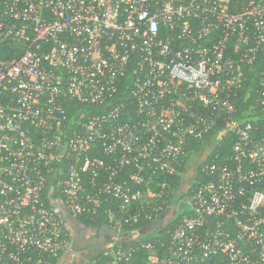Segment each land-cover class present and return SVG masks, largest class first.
<instances>
[{
  "label": "built area",
  "instance_id": "1",
  "mask_svg": "<svg viewBox=\"0 0 264 264\" xmlns=\"http://www.w3.org/2000/svg\"><path fill=\"white\" fill-rule=\"evenodd\" d=\"M262 58L264 0H0V264H56L109 199L118 244L84 264H264ZM129 72L127 103L69 114ZM219 122L231 152L201 166L190 215L166 241L126 232L161 217L157 177Z\"/></svg>",
  "mask_w": 264,
  "mask_h": 264
},
{
  "label": "trees",
  "instance_id": "2",
  "mask_svg": "<svg viewBox=\"0 0 264 264\" xmlns=\"http://www.w3.org/2000/svg\"><path fill=\"white\" fill-rule=\"evenodd\" d=\"M6 49H12L9 47H5ZM5 59L12 58V53L5 54L3 56ZM264 67V58L259 59L256 63L252 64L248 67V71H253L255 74L259 70ZM254 76V75H253ZM133 76L129 72L123 79L120 80L117 88V93L114 98L109 101L107 104L101 105H89V106H81L76 102H73L72 108L68 107V112L71 116L74 117L75 120H78L79 113H84L87 116H92L95 114H99L106 110L108 107L119 104V103H127L130 96V91L132 89ZM251 101L245 100L242 98L238 105V114L240 111L248 110ZM125 112H130V109H125ZM233 145L232 133L228 130L227 125L225 123L219 122L218 125L212 130L210 133H207L203 138L199 140L188 139L185 142V154L180 162V165L175 168V172L172 175H159L156 179L158 183H165L166 189L165 193L168 194L170 201L169 206H171L172 201L178 195L180 187L182 185L183 177L187 171L188 164L192 160L193 157L197 156L204 149H208V146H212V151L209 153L210 155L205 159L203 163L198 166L197 175L193 186L188 189L187 199L190 197L192 192L200 185L202 182V174L200 168L203 164L208 161H211L213 158H217V162H223L228 158L231 152V147ZM131 170H127L130 173ZM154 191H158L159 188L152 186ZM116 203L113 199H109L100 209V213L96 218H79L76 219L75 222L80 224L83 228L91 229L96 231L97 233L102 231L103 229L109 232L108 221L106 218L107 211L111 208H115ZM167 208H165L166 210ZM190 213L187 211L183 215H174L168 223L163 226L158 227L154 230V232L149 233L144 236L142 240L144 241H154V240H163L166 241L168 239L169 233L174 229V227L181 222L185 217H188ZM154 223H143L139 226H135L129 228L126 232H135L143 228H149ZM100 253H97V256H100ZM144 256V252L141 253Z\"/></svg>",
  "mask_w": 264,
  "mask_h": 264
},
{
  "label": "rangeland",
  "instance_id": "3",
  "mask_svg": "<svg viewBox=\"0 0 264 264\" xmlns=\"http://www.w3.org/2000/svg\"><path fill=\"white\" fill-rule=\"evenodd\" d=\"M211 151L212 146H208V149H204L197 156L192 158L183 177L182 185L180 187L178 195H176V197L172 201L171 206H168V208L162 213L161 217L156 222H154V224H152L151 227L148 228V230L154 231L158 227L164 225L175 214L183 215L185 212L189 211V206L187 203L188 189L193 186L195 182L198 166L205 161V159L210 155L209 153ZM108 235L111 234L104 229L97 233L94 230H88L82 227L81 231L78 234L75 233V239L73 240L71 247L73 250L72 253H74V256H80V253L84 252V250L88 249L92 251L93 249V251H95L96 246H99V243L107 238ZM72 253H70L67 259L70 260V258L72 257Z\"/></svg>",
  "mask_w": 264,
  "mask_h": 264
},
{
  "label": "flooded vegetation",
  "instance_id": "4",
  "mask_svg": "<svg viewBox=\"0 0 264 264\" xmlns=\"http://www.w3.org/2000/svg\"><path fill=\"white\" fill-rule=\"evenodd\" d=\"M168 221L166 223H168ZM81 228H82L81 225L76 223V225L73 226V228H72V235L74 234V232L79 233L81 231ZM73 239H74V236H73ZM106 243L118 244V240L116 238H114L113 236H110V238L107 239ZM102 247H103V245L100 244L99 246H96L95 251H93V249H92V251L88 250V249L84 250V252L80 253L81 254L80 256L76 255V256L72 257V259H73L72 264H84L86 262V260H88L93 255L97 254Z\"/></svg>",
  "mask_w": 264,
  "mask_h": 264
},
{
  "label": "crops",
  "instance_id": "5",
  "mask_svg": "<svg viewBox=\"0 0 264 264\" xmlns=\"http://www.w3.org/2000/svg\"><path fill=\"white\" fill-rule=\"evenodd\" d=\"M75 225H76V222L74 223L73 226H75ZM75 233L78 234L77 232H74V234H73L74 239H75ZM108 238H110V235H108L107 238H105L103 241H101L100 244L105 246L106 245V241H107ZM72 252H73V250H72ZM72 252H69V253L65 254L62 258H60V260L58 262H56V264H72L73 263L72 257L74 256V253H72ZM70 253H72V255H71L72 257L69 260L67 258L70 255Z\"/></svg>",
  "mask_w": 264,
  "mask_h": 264
},
{
  "label": "water",
  "instance_id": "6",
  "mask_svg": "<svg viewBox=\"0 0 264 264\" xmlns=\"http://www.w3.org/2000/svg\"><path fill=\"white\" fill-rule=\"evenodd\" d=\"M152 232H154V231H153V230L150 231V230H148V229H145V230H142V231L138 232V233L135 234V235H145V234H149V233H152Z\"/></svg>",
  "mask_w": 264,
  "mask_h": 264
}]
</instances>
